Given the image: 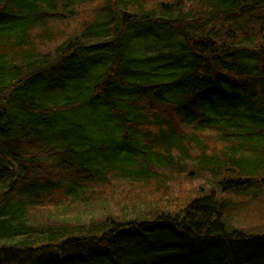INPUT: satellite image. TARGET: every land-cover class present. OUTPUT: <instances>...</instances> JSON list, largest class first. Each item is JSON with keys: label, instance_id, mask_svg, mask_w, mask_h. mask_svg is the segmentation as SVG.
<instances>
[{"label": "trees", "instance_id": "obj_1", "mask_svg": "<svg viewBox=\"0 0 264 264\" xmlns=\"http://www.w3.org/2000/svg\"><path fill=\"white\" fill-rule=\"evenodd\" d=\"M263 197L264 0H0V264H264Z\"/></svg>", "mask_w": 264, "mask_h": 264}, {"label": "rangeland", "instance_id": "obj_2", "mask_svg": "<svg viewBox=\"0 0 264 264\" xmlns=\"http://www.w3.org/2000/svg\"><path fill=\"white\" fill-rule=\"evenodd\" d=\"M185 130L190 134L193 131L191 128L188 127L185 128ZM199 137L203 140L205 145L211 148L212 147L225 148L231 145V142L222 141L221 138L219 137V134H217L213 130H207L201 133L199 132ZM168 185L170 191H168V194L166 193L161 194V198L157 203L158 210H162L167 207H176V206L179 207L180 206L179 202L181 200L185 202L188 198H192L200 194L209 192L210 189L213 187L211 181H208L204 176L190 177L188 175L187 178L184 177V179L180 182L179 185L176 184L175 182H170L168 183ZM132 186L133 188L136 187V189L134 188V190H132L131 189ZM106 189L108 190L110 189L111 193L115 191L116 194L120 195L122 198L129 196L130 193H131V197L129 196V199H136L138 197H142V199L151 198L150 190L147 186H143V185L134 186L133 184L130 183V181H124L121 179L112 180L111 184ZM128 189L130 190L127 191ZM153 200L155 199H150L149 201H145V202L144 200H141L139 202V207L141 206L140 209L142 210L143 214L148 215V211H150V209L152 210L155 208L153 205L151 206ZM143 202L144 203L148 202L150 206L143 208L144 207ZM50 207H52V205H48L47 208ZM74 207L75 210L78 209V207L76 206ZM101 207H105V211H107V213H105L102 216H108L111 214L116 218H122L123 216H125L123 213V210L125 208L124 206H122L123 209L117 208L115 207V205L112 206L111 208L106 207L104 205L96 206L97 209ZM251 208H252L251 210L247 209L246 211L242 212L239 215L235 214L233 219L234 224H236L235 227L239 228L240 230H244L245 232H247L248 230H253L255 228H257V230H264V197L261 198L259 203L255 204ZM129 211H130V207H129ZM68 218H70L69 220H73L75 218V214L73 213V216H70ZM102 218L103 217H101L100 215H95L92 219L98 220Z\"/></svg>", "mask_w": 264, "mask_h": 264}]
</instances>
